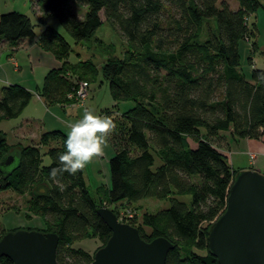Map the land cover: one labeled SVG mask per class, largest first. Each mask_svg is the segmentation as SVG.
Segmentation results:
<instances>
[{
    "label": "trees",
    "instance_id": "trees-1",
    "mask_svg": "<svg viewBox=\"0 0 264 264\" xmlns=\"http://www.w3.org/2000/svg\"><path fill=\"white\" fill-rule=\"evenodd\" d=\"M36 1L44 17L57 18L75 44L95 38L103 12L128 46L121 56L113 44L95 38L106 62L99 66L90 58L72 63L71 44L46 26L38 44L62 65L45 77L40 89L45 104L69 105L80 80L90 83L102 76L115 102L133 101L134 106L114 122L126 144L112 137L116 151L109 161L110 184L96 196L83 169L50 175L59 164L58 154L65 151L62 130L44 132L34 145H11L0 130L5 136L0 161L8 155L20 159L7 178L0 173V190L29 196L27 210L45 223L26 229L59 235L58 264H90L112 234L98 208L109 207L119 216V205L169 200L166 209L145 211L141 223L137 217L127 222L147 241L163 236L175 243L166 264H219L209 251L208 229L225 211L237 171L214 140L225 131L235 139L264 137V69L254 68L251 80L240 70V43L256 35L246 19L261 6L260 0H237L236 10L219 0ZM72 1L87 6L83 18L69 8ZM35 26L20 11L0 14V39L17 46L36 37ZM32 98L22 85L3 87L0 122L20 117ZM13 146L18 148L9 152ZM43 155L50 156V165H42ZM186 195L190 204L178 199ZM18 229L0 230V235ZM88 238L101 242L94 253L74 246ZM1 263L13 264L6 257Z\"/></svg>",
    "mask_w": 264,
    "mask_h": 264
},
{
    "label": "rangeland",
    "instance_id": "rangeland-1",
    "mask_svg": "<svg viewBox=\"0 0 264 264\" xmlns=\"http://www.w3.org/2000/svg\"><path fill=\"white\" fill-rule=\"evenodd\" d=\"M222 1H226L230 7L233 9H237L239 7V3L237 0H219V5ZM261 6L251 14L249 17L250 19V27L254 28L258 27L260 32V42L259 39L257 40L258 43L264 42V0H260ZM69 8L72 9L78 17L83 18L88 11L86 5L80 4L77 1H72L69 4ZM11 11H20L26 15H28L31 20L35 23V32L37 35H40L46 26H51L53 29H56L59 33H61L67 41L73 47V51L70 54L69 61L72 63H77L81 60L93 59L99 66L106 62V54L103 53V47L99 46L100 44L95 42V38L102 39L107 44H113L116 48L117 55H123L124 52L127 50L128 46L125 40L121 38L118 32L115 30L114 26L106 21L104 13L101 12V19L103 25L97 30L95 34V38L89 42H84L81 44H75L72 37L63 27L62 23L55 17H44L43 12L41 11L39 5H37L36 0H0V14L11 12ZM40 20H46L44 24L41 23ZM240 55H241V72L246 76L248 80H251L252 74V65L249 63V57L260 58L263 56L262 52L258 51L256 53H252V44L251 42L243 41L240 43ZM263 60V58H261ZM15 63V62H14ZM263 62L258 61V67H263ZM16 67L17 62L15 64ZM23 73L22 75L26 76L27 79H31L30 83L26 80L28 85H31V91L34 94L33 100L29 105V111H33L35 115L36 123L41 127H44L42 131H53L54 129H60L64 133H67L69 129V122L74 121L79 118L83 114V109L85 107L94 109L97 113L102 115H107L111 117L113 122L116 120H120L121 115L128 111L130 108L134 106L133 101H120L115 102L112 98L110 92V85L109 82L106 81L102 76H99L98 80L95 82L88 83L86 87V94L84 97L81 98L77 95V92L74 93L73 96H69L68 99L73 100L72 103L68 104H61V106L70 107L67 111V114H60L57 112L55 108H51V106H45L44 99L40 95V89L44 82V76L47 74V69L42 68V65L37 66V69L33 66L35 71L31 72V65L28 63L27 65L22 64ZM19 73L14 71V67L12 64H6L2 68V73L0 75V97L2 95V88L7 86L5 81L7 79H11L10 83L20 84L25 86V83L18 81ZM21 79V78H20ZM85 80H80L79 84L84 82ZM37 87L39 89H37ZM80 85L78 86V88ZM37 96L43 100V102L37 99ZM45 110H49L52 114L51 116L48 114L46 116ZM49 112V113H50ZM56 116V117H55ZM61 116V117H59ZM61 118V119H58ZM60 122H59V121ZM62 120V121H61ZM8 121V120H7ZM7 121L1 124L2 130L6 134L7 142L11 145L19 144V140L23 145L25 140L24 138L27 134L22 132V128L20 129H13L10 128L11 123L7 124ZM116 121V122H117ZM15 122V121H11ZM59 122V123H58ZM115 122V123H116ZM1 123V122H0ZM44 123H46V127ZM57 123V124H55ZM114 123V124H115ZM119 125L118 127H120ZM34 125H26V128L30 129L33 128ZM28 129V130H29ZM122 131V128L120 129ZM41 133V132H40ZM115 136L117 138V142L119 145L126 144V137H121L119 135V129L115 130L114 128L111 129L108 137L107 143L104 147V151L95 156L89 163L85 165L83 169L85 180L88 186L89 191L93 196H96V191L100 188H108L110 184V167L109 161L111 157L114 155L116 149L113 146L112 137ZM120 136V138H119ZM41 136H38L35 141L27 142L29 144H37L40 141ZM123 138V139H122ZM18 148V147H17ZM15 146L10 150L14 151L17 149ZM133 153H136L133 149H131ZM20 151V149H18ZM44 152V149H43ZM51 158L48 155H43V166H48L51 164ZM159 160H157L158 164ZM29 196H21L15 193L12 190H0V230H11L13 229H21L27 227H45V223L42 218L31 211L27 210L26 201ZM179 200L185 201L190 204L191 196H179ZM104 205H108L104 203ZM171 203L169 200H157L153 198H148L140 201L138 204L127 206L126 205H119V216L123 218V221L127 222L129 220L138 218V222L141 223L143 219V213L151 212L157 213L163 209L170 207ZM132 214V217H127V215ZM126 218H129L126 219ZM41 220L43 225H33L32 223L35 220ZM128 223V222H127ZM135 223V224H136ZM5 228V229H4ZM2 235H0L1 237ZM77 248H82L87 250L91 253H94L95 250L101 246V242L96 238H88L75 243Z\"/></svg>",
    "mask_w": 264,
    "mask_h": 264
},
{
    "label": "water",
    "instance_id": "water-1",
    "mask_svg": "<svg viewBox=\"0 0 264 264\" xmlns=\"http://www.w3.org/2000/svg\"><path fill=\"white\" fill-rule=\"evenodd\" d=\"M5 136L0 133V145ZM20 165L8 155L0 161V173L7 178ZM112 234L90 264H166L175 243L160 236L151 241L140 230L119 219L109 207L97 209ZM60 237L53 232L21 228L0 238L3 257L13 264H58ZM208 247L219 264H264V173L244 168L234 174L225 211L208 229Z\"/></svg>",
    "mask_w": 264,
    "mask_h": 264
},
{
    "label": "crops",
    "instance_id": "crops-1",
    "mask_svg": "<svg viewBox=\"0 0 264 264\" xmlns=\"http://www.w3.org/2000/svg\"><path fill=\"white\" fill-rule=\"evenodd\" d=\"M43 21L46 22V20H43ZM254 26L256 28V35L253 38H251V44L253 43L256 44V50L252 53L254 54L260 51L262 52L263 56H261L260 58H257V56H255V58H252V69L260 68L258 67V61L263 62L264 64V42L263 43L257 42L258 39L260 42L261 35L258 30V27H256V25ZM40 35H36L34 39H25L17 46H13L9 42L3 39H0V75L2 73V68L4 65L12 64L14 67V71L19 73V77L17 80L22 83H25L24 87H26L29 91L32 90L31 85H28L26 83V80L28 81L29 84H31L30 83L31 79L29 80L27 79L26 76L22 75V73L24 72L22 64L27 65L29 63L31 65L30 69L32 73L35 71V69H37V66H40V65H42V68L47 69L48 72L52 69L60 68L62 65V62L58 61L53 54L44 51L39 46L38 37ZM261 58H263V60ZM16 62L19 67L15 66ZM33 66L35 67V69H33ZM262 66L263 67H261V69H264V65ZM47 74L44 76L43 80H45V77L47 76ZM5 82L7 86L15 85L14 83H10L11 79H7ZM17 85H20V84H17ZM37 89L39 88L37 87ZM37 99L43 102V100L39 98V96H37ZM29 105L24 110V112L22 113L20 117L16 119L8 120V121L6 120L7 124L11 123L12 126H10V128H13V129L22 128V132L27 134L24 138H22L23 140H25L23 145H28L27 142L35 141L38 136H41L44 133V132L42 133L41 131L43 130L44 127L42 126L40 127L36 123L35 120H31V119H36V117L33 114V111L31 110L29 111ZM45 106L47 105L45 104ZM51 108H55L57 112L60 114H64V113L67 114L68 112L67 110L70 107H67V106L65 107V106H61V104H57V105L51 106ZM45 112H46L45 117H47L48 114L50 116L52 114L49 110L48 111L45 110ZM58 119H61V118H58ZM11 121H15V122H11ZM2 123L3 122L0 123V130H4L1 128ZM31 124H33L34 127L30 129L28 128L29 129L28 130L26 128V125H31ZM44 125H45V128H47L46 123H44ZM57 130H60V129H57ZM19 143L21 144L20 140H19ZM191 143L192 145H195V142L193 140H191ZM214 144H215V147L220 152L227 155L229 162L232 165L234 170L239 171L244 168H253V169L259 170L260 172L264 173V137L260 139H254V138L235 139L233 138V136H231V134L228 131H225V132H221L220 135L214 140ZM250 154H254L256 156V159L252 161Z\"/></svg>",
    "mask_w": 264,
    "mask_h": 264
},
{
    "label": "clouds",
    "instance_id": "clouds-1",
    "mask_svg": "<svg viewBox=\"0 0 264 264\" xmlns=\"http://www.w3.org/2000/svg\"><path fill=\"white\" fill-rule=\"evenodd\" d=\"M112 128L114 122L111 117L85 107L79 118L69 122L64 140L65 151L58 154L59 164L50 170V175L55 177L58 171L74 174L84 168L104 151Z\"/></svg>",
    "mask_w": 264,
    "mask_h": 264
},
{
    "label": "built area",
    "instance_id": "built-area-1",
    "mask_svg": "<svg viewBox=\"0 0 264 264\" xmlns=\"http://www.w3.org/2000/svg\"><path fill=\"white\" fill-rule=\"evenodd\" d=\"M249 19L250 18H247L246 20H247V23L249 22ZM250 40L249 39H247V42H249ZM80 85V87L77 89V95L81 98V96L82 97H84L85 96V94H86V87L88 86V83L87 82H82L81 84H79ZM71 96H73V95H70V97ZM250 157H251V160L253 161V160H255L256 159V156L254 155V154H250ZM127 217H132V214L130 213L129 215H127ZM119 219L121 220V221H123V218H120V216H119ZM123 222H125V221H123Z\"/></svg>",
    "mask_w": 264,
    "mask_h": 264
},
{
    "label": "bare ground",
    "instance_id": "bare-ground-1",
    "mask_svg": "<svg viewBox=\"0 0 264 264\" xmlns=\"http://www.w3.org/2000/svg\"><path fill=\"white\" fill-rule=\"evenodd\" d=\"M32 224H33V225L39 224V225H41V226L43 225L42 221L39 220V219L35 220Z\"/></svg>",
    "mask_w": 264,
    "mask_h": 264
}]
</instances>
